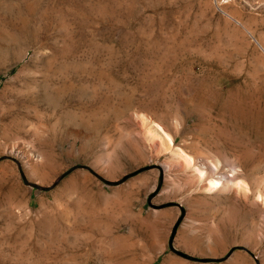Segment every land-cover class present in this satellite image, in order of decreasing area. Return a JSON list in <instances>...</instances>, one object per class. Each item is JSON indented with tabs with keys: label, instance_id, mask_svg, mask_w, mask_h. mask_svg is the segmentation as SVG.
<instances>
[{
	"label": "rangeland",
	"instance_id": "374dc122",
	"mask_svg": "<svg viewBox=\"0 0 264 264\" xmlns=\"http://www.w3.org/2000/svg\"><path fill=\"white\" fill-rule=\"evenodd\" d=\"M0 264H264V0H0Z\"/></svg>",
	"mask_w": 264,
	"mask_h": 264
},
{
	"label": "bare ground",
	"instance_id": "6f19581e",
	"mask_svg": "<svg viewBox=\"0 0 264 264\" xmlns=\"http://www.w3.org/2000/svg\"><path fill=\"white\" fill-rule=\"evenodd\" d=\"M217 182H212V184H216Z\"/></svg>",
	"mask_w": 264,
	"mask_h": 264
}]
</instances>
